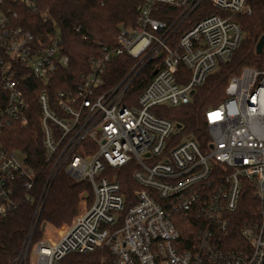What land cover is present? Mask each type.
Masks as SVG:
<instances>
[{
  "label": "built area",
  "instance_id": "1",
  "mask_svg": "<svg viewBox=\"0 0 264 264\" xmlns=\"http://www.w3.org/2000/svg\"><path fill=\"white\" fill-rule=\"evenodd\" d=\"M0 4V217H6L19 205L22 191L34 202L29 192L36 174L1 138L7 128L28 123L25 82L35 78L47 85L57 71L68 69L69 59L56 30L39 38L18 25L19 14L9 6L35 12L36 0ZM252 14L250 0H142L135 24L119 27L101 56L91 60L88 73L53 99L41 90L51 175L64 170L76 181H88L93 203L84 205L72 230L63 227L57 240L44 237L32 245L43 195L10 264H29L31 253L36 264H59L70 254L99 249H107L117 264H264V67H245L229 79L226 99L205 113V148L191 135L178 142L182 126L153 111L190 104L192 92L240 47L245 34L235 17ZM124 55L136 61L135 67L105 89L109 64ZM147 66L153 70L149 84L135 104H125L133 80ZM129 165L139 187L130 199L117 172ZM245 182L260 201L258 219L241 228L247 245L226 249L224 234Z\"/></svg>",
  "mask_w": 264,
  "mask_h": 264
},
{
  "label": "trees",
  "instance_id": "2",
  "mask_svg": "<svg viewBox=\"0 0 264 264\" xmlns=\"http://www.w3.org/2000/svg\"><path fill=\"white\" fill-rule=\"evenodd\" d=\"M1 1V0H0ZM142 0H36L37 11L22 5L9 6L19 14L18 25L42 38L47 32L56 30L62 40V53L69 59V67L59 70L52 80L43 84L31 78L25 82V98L28 103V123L6 129L2 142L9 149L18 150L26 157V164L35 171L36 184L29 194L34 202L25 199L27 192L19 195V205L6 217H0V264H10L19 255L28 231L34 222L37 204L43 197V205L38 216L37 228L33 234L32 245L44 238L42 225L54 230L71 224L84 212V205L93 203V191L88 181H76L64 170L51 175L53 164L47 162L43 147L41 111L38 97L41 90H47L53 99L59 91L72 87L83 73L91 70V60L101 56L102 46L112 43L119 27L123 24L134 25L137 7ZM253 8L251 16L235 17L245 36L240 47L231 59L219 65L205 83L197 87L188 105L178 108L158 107L153 111L158 117L174 121L182 126L175 136L178 142L184 135H191L205 148L209 141L205 113L218 107L226 99V89L232 76L240 75L245 67H264V54H256V46L264 35V0H250ZM0 4V9H2ZM161 9H170L159 5ZM217 13L211 10L209 14ZM163 21H169L164 15H155ZM180 34V33H179ZM136 61L124 55L115 58L105 73V89H111L124 80L135 67ZM153 77L152 66H147L133 80L128 89L125 104L133 105ZM135 168L132 165L117 170L122 192L128 199L139 187L133 179ZM87 195V197H85ZM260 201L255 188L249 182L244 183L237 211L231 216V225L224 234L228 245L226 249L239 250L247 242L241 235L244 223L258 219ZM85 207V208H86ZM189 218H187L188 222ZM182 237L187 233L179 227ZM193 233L190 232L189 234ZM59 264H117L107 249L96 250L88 254H70Z\"/></svg>",
  "mask_w": 264,
  "mask_h": 264
},
{
  "label": "rangeland",
  "instance_id": "3",
  "mask_svg": "<svg viewBox=\"0 0 264 264\" xmlns=\"http://www.w3.org/2000/svg\"><path fill=\"white\" fill-rule=\"evenodd\" d=\"M84 210H85V207H84ZM76 220V219H75ZM75 220L73 221V223L71 224H65L64 227H65V231H70L74 228L75 226ZM63 228V227H62ZM60 230V229H58ZM58 231L57 230H54L53 228L51 227H47L45 232H44V237L46 239L50 238H54V240H57L58 239ZM34 250V247H32V251ZM28 263L29 264H36V258L34 255H32V253L29 255V258H28Z\"/></svg>",
  "mask_w": 264,
  "mask_h": 264
},
{
  "label": "water",
  "instance_id": "4",
  "mask_svg": "<svg viewBox=\"0 0 264 264\" xmlns=\"http://www.w3.org/2000/svg\"><path fill=\"white\" fill-rule=\"evenodd\" d=\"M256 54L257 55H263L264 54V35L260 38L257 46H256ZM156 74V73H155ZM193 94V92H192ZM87 197V195H85ZM46 228V224L42 225V231L44 232Z\"/></svg>",
  "mask_w": 264,
  "mask_h": 264
}]
</instances>
